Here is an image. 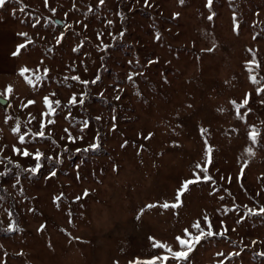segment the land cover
Instances as JSON below:
<instances>
[{"label":"rangeland","instance_id":"obj_1","mask_svg":"<svg viewBox=\"0 0 264 264\" xmlns=\"http://www.w3.org/2000/svg\"><path fill=\"white\" fill-rule=\"evenodd\" d=\"M121 1L0 8V264H264V0Z\"/></svg>","mask_w":264,"mask_h":264},{"label":"snow or ice","instance_id":"obj_2","mask_svg":"<svg viewBox=\"0 0 264 264\" xmlns=\"http://www.w3.org/2000/svg\"><path fill=\"white\" fill-rule=\"evenodd\" d=\"M180 2L183 3V0H180ZM6 3H7V0H0V8H3V7L5 6ZM101 3H103V0H101ZM211 3H212V0H208V6H209V7H211ZM209 19H211V17H209ZM18 35H21V36H27L26 33H19ZM25 47H26V45H24V44L18 45V47H17V51H16V52H13V55H14V56H15V55H18L20 49L25 48ZM27 71H28V69H26V68H25V69H22V70H21V75H23V74H24L25 72H27ZM75 79L79 80V77H75ZM252 79H253V82H255V78L253 77ZM28 82L31 83V80H29ZM82 83L87 84L88 81H82ZM93 83H95V81H93ZM11 91H12V89H11V87H9V88L7 89V92L10 93ZM3 95H4V93H0V96H3ZM117 98H119V97H117ZM70 102L73 103V104H75V103L77 102L76 97L73 96ZM247 102H248L247 99H245L244 104H247ZM57 103H58V102H57ZM49 107H51V104H50V103H49ZM39 135H40V136H43V135H44V132L41 131V132L39 133ZM256 138H257V133L253 132L252 135H251V139H252L253 141H255ZM20 140H21V142H23V137H22V136L20 137ZM14 150H15L18 154L20 153V150H19V149H14ZM249 151H250V150H249ZM23 155H24V156H29V155H31V154H30L29 152H27V151H23ZM41 156H42L41 153H36V154H35V159H36L37 161H39L40 158H41ZM37 168H39V164H37ZM37 168L32 169V171H36ZM205 171H206V169H205ZM52 175H55V172H53ZM206 179H209V180H210L211 177H206ZM193 182H194V181H186V182L182 185V190H186L188 184L193 183ZM180 194H181V191L178 190V195H177V197H176L177 200H179V196H180ZM57 199H59V198H57ZM78 199H79V198H78ZM161 206H162L163 208H169V207L176 208V207H179V204H178V203H174V204H172V205H169L168 203L165 202V203L162 204ZM149 207H155V205H149ZM261 211L264 212V209H261ZM138 218H139V217H138ZM205 220L207 221V217H205ZM193 227H195V228L197 229L199 235H195V236H194V235H192V233H190L187 229H185V238H181V237H177V238H176L177 241L179 242L180 247H181L182 249H185L184 251H175V252H172V249H171V248H168L167 245L160 244L159 242L154 243V246H156V247H165V248H168V251H169V252H172L173 257L176 258V259H178V260H179V259H187L188 254H189L191 251H193L195 245H196V244H199L200 241H201L202 239H204L205 237L213 236V235H221V233H214V232H212L211 230H209V231H207V232H204V230L200 227V224H199L198 222H197L196 224H194ZM208 228L211 229V223H210V222H208ZM218 255H223V253H219Z\"/></svg>","mask_w":264,"mask_h":264},{"label":"water","instance_id":"obj_3","mask_svg":"<svg viewBox=\"0 0 264 264\" xmlns=\"http://www.w3.org/2000/svg\"><path fill=\"white\" fill-rule=\"evenodd\" d=\"M42 17L56 28L65 29L68 26V20L57 15L42 14ZM0 104L2 106H5L7 104V101L0 97Z\"/></svg>","mask_w":264,"mask_h":264},{"label":"trees","instance_id":"obj_4","mask_svg":"<svg viewBox=\"0 0 264 264\" xmlns=\"http://www.w3.org/2000/svg\"><path fill=\"white\" fill-rule=\"evenodd\" d=\"M121 1V0H120ZM122 2V1H121ZM124 4L122 3V6H123Z\"/></svg>","mask_w":264,"mask_h":264}]
</instances>
